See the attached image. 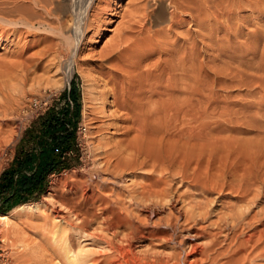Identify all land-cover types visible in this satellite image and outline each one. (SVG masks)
<instances>
[{"label":"rangeland","instance_id":"obj_1","mask_svg":"<svg viewBox=\"0 0 264 264\" xmlns=\"http://www.w3.org/2000/svg\"><path fill=\"white\" fill-rule=\"evenodd\" d=\"M2 2L0 8L9 5L7 0ZM111 3L112 0H93L95 9L91 8L84 23V36L69 80L65 70L67 30L71 26L68 14L61 17L63 34L56 31L57 20L46 17L50 28H56L51 30L45 26L44 29L37 25L25 34L26 38L18 40L8 35L0 41V175L14 160L26 129L50 109L54 108L61 117L66 111L68 126L74 132L75 148V158L68 163L70 168L51 175L40 198L22 205L42 201L51 192L55 205H48L49 209L41 213L50 219L49 225L41 220V214L32 211L29 212L31 216L21 215L12 219L10 224L0 226V264H67L59 247L63 243L60 237L69 239V250L75 253L84 251L82 255L87 256L86 264H111L119 258L113 247L123 246L120 239L127 230L106 228V215L100 211L106 205L100 202V198L105 199L108 206L120 210L124 221L132 225L130 251L135 255L150 256L172 249L179 251L180 245L187 241L207 245L214 237L217 251L231 253L239 246L249 253L253 245H261L259 241L264 239V13H256L243 23V29L249 26L258 29L255 45L246 42L248 44L240 46L248 51L239 55L243 66L237 67L236 60L231 59L230 54L235 53L232 48L222 43L209 45L204 59L205 71L200 75L193 73L191 78L188 75L191 73L184 74L185 77L175 70L174 94L166 91L160 101L163 112L158 118H147L150 120L145 125L150 127L144 126L147 127L145 132L150 136L156 130V137L150 138L157 143L161 161L167 160L174 146V176L164 175L172 201H162L155 208L148 202L143 206L133 199L134 192L142 184H149L154 181L153 177L157 178L151 163L127 171L123 177L103 169L102 161L108 153L114 152L122 131L115 130L114 121L103 119L100 113H91L90 105L96 99L94 104L100 108L99 97L105 93L93 80L97 77L106 81L117 75L112 66L117 55L113 46L120 44V50L123 49L122 65L131 60H147L148 63L157 61L160 71L165 67L169 54L164 43L155 52L150 47L159 37L153 32L158 31L164 39L170 23L166 19L156 27L149 25L145 16L153 9L154 0H120L117 8L108 11ZM246 13L241 15L248 16ZM41 19L39 17L36 21ZM237 19L233 23H240ZM98 29L103 35L95 43L94 33ZM21 55L31 57L25 80L4 76V64ZM235 55L233 57H238ZM137 73L136 68H130L115 85H107L106 90L115 92L112 102L119 96L122 82L130 78L135 80ZM85 79L87 82L92 80V83L84 82ZM151 80L142 76L133 85L146 87ZM72 83L77 89L74 97L78 98V109L74 106V97L69 95ZM161 83L160 86L166 88V83ZM84 91L89 97L85 103ZM34 102L38 103L36 108ZM113 109L111 106L110 111ZM84 112L88 113L86 118ZM191 210L194 219L184 222ZM60 217L66 224L79 226V236L71 230L53 238L55 229L52 230L54 227L51 226L59 223ZM225 233L228 239L221 243ZM258 257L242 263L264 264V256Z\"/></svg>","mask_w":264,"mask_h":264},{"label":"bare ground","instance_id":"obj_2","mask_svg":"<svg viewBox=\"0 0 264 264\" xmlns=\"http://www.w3.org/2000/svg\"><path fill=\"white\" fill-rule=\"evenodd\" d=\"M2 1L0 2V5H3ZM7 1H8L7 4L9 5L7 7L3 6L5 8H0V41L2 40L3 37L5 36L8 37V35L18 40H21L22 38H26L25 34H27L30 30L36 28L37 25L39 28L44 27L45 29V26H47L46 29H48V27L50 28L49 23L46 22L47 19L46 17H52L51 21L57 20L56 31H58L60 34L61 33L63 34V24H62L63 21L61 17H63L65 14H68V16H70L69 17L70 19L68 20L71 21V26L70 29L68 28L69 30H67L69 41L67 40V47H66L67 51H65L67 53V56H65V68H66L65 70L67 72L66 78L67 80H69L73 73L72 72L74 69L73 65L75 63L79 44H81L80 42L84 36V23L86 22V18L91 8L94 7L93 0H7ZM119 3L120 0H112V3L108 8V11L117 8ZM261 12L264 13V0H165V1L154 0L153 9L150 10L149 13L145 16L149 25H151V27H156L159 24L165 22L166 19L170 23L168 27V31L166 32V34L164 33V39L163 37H161V34L160 35L158 34L159 33L158 31H154V32L152 31L156 36L159 37L158 38L156 37V39H154L155 41L150 47L151 51L155 52L161 47L162 43H164L165 50L169 54L167 56V59L165 60V67L160 71L156 65L157 61H153V63L150 62L148 63L147 60H143V61L131 60L127 64L122 65L120 63V59L123 49L120 50V46H119L120 44L119 45L117 44L118 46H113V48L116 47L114 51L116 52L117 50V55H118V56L117 55L114 56L116 57V61L112 65L113 68L116 70L117 75L115 77H112V79H108L106 81L97 77L95 80H93L95 82L96 87L98 89L102 88V90L105 93H103L101 97H99L101 103L99 104L101 105V107L97 108L95 106L94 104L96 103L95 102L96 99H95L94 102L91 103L90 105V112L93 114L100 113L103 119L105 118L108 119L109 121H114L113 123L115 126V130L122 131L120 135L121 140L119 139L120 140L119 141L117 139L119 142H117L116 147H114L116 149H114V152L110 150L112 154L108 153L105 160L102 161L103 165H105V168L103 167L105 171L109 170L112 174L123 177L128 174L127 171H134L137 169H141L147 163H151L153 172L157 173V178L154 179L153 177L154 181H150L151 183L149 182V184H144V185L142 184L139 187V189H137L134 192L135 197L133 199L141 202L143 206H144V202L145 204L148 202L149 204H151L153 207L156 208V206L162 204V201L165 200L169 202L172 201L169 198V187L167 184L168 180L166 181L167 178H165L164 175L168 173L170 176H174V146H172L171 150L169 149L170 152L168 151L169 153L167 156V160L163 159L164 161H161L160 155H158V151L156 148L157 143L155 139L150 138L151 136L156 135V130L155 132L153 131L155 133L154 135L150 133L149 136V134L145 132V128L147 129V127L144 128V126L149 125V124L145 125V123L148 122L147 120H150L147 118H152V117L158 118V116H160V114L163 112V111L161 112L162 104L160 102L161 98L163 97L162 95H164L166 91L168 92L172 91V93L174 94V74H176L174 73V71L179 70L180 75L191 73V75L188 74L190 77L192 76L193 73L195 74L199 73L200 75L205 71L206 68L204 66V61H205L204 59L206 58L207 47L211 44L217 45L220 43L226 45V47H230L233 50H235L234 51L235 53H231L230 57L232 60H236L235 63H237V67L243 66L242 62L239 61V59H241L239 55L242 53H248V51H245L240 46L242 44H248L246 42L255 43L257 41L256 30H258L257 27L255 28L250 26L248 28L243 29V25H244L243 23L251 19V17L254 14L256 13L259 14ZM245 13L248 16L241 15ZM39 17L43 18V20L41 19V21L39 20L36 21V19H38ZM237 18H239L240 23H233V20H236ZM56 26L53 28L51 27L50 29L53 30L54 28H56ZM186 26L187 28L181 31ZM33 32H31V34ZM51 32L52 31H50V34ZM33 35H35V33ZM102 35H103L102 30L98 29L94 33V42L95 43L98 42V40L102 37ZM240 38L243 39V41H240ZM254 43L253 45H255ZM113 48L111 49V51L112 53H115L113 51ZM246 48H248V46ZM62 53L64 52L62 51ZM235 54L236 55L238 54V57L236 58L233 57V55ZM184 55L186 57H184ZM254 56L256 55L254 54ZM30 58L31 57H24L21 55L19 58H16L14 61H11L10 63L8 62L9 64H4L6 65V68L5 71H3L4 72L3 75L4 76L6 75L11 79L25 80V78L27 77L26 74L28 67H30L28 64ZM188 63L189 65H187ZM248 63H246V65H250V67L252 68L253 67L251 66L252 62L250 64ZM174 64L176 66L175 69H174ZM196 64H198V67H195ZM183 66H188V67L187 68L184 67L186 69L184 70ZM130 68L137 69L138 73L136 75V79L134 80L130 78L122 82L121 92L119 96L116 97L115 100L112 102L111 97L115 96L114 94L115 92L113 89H107L112 92L111 94H109L105 88L110 83L115 85L118 82V78L126 74ZM155 73L158 74L154 75ZM142 76H144V78L146 76L147 79L149 80L150 78L152 79L149 86L147 85L146 87L144 86L138 87L137 85L136 86L133 85V83L138 81V79H140ZM187 79L190 78L187 77ZM84 82H87V79H85ZM90 82L92 83V80ZM90 82L88 81L87 83ZM161 82L166 83V88H162V86H160V84H163ZM85 88L86 87H84V89ZM89 89H87V91ZM145 93H147L148 96L147 95L144 96L143 94ZM88 101H89L88 94L84 91V103ZM111 106L114 107L113 111H110ZM5 114H7V112ZM87 114H88L87 112H84L85 118L87 117ZM169 115L171 116L172 114ZM100 170L102 171V168H100ZM99 200L102 204L106 205L104 208L100 210L102 211L101 214L106 215V217L104 218L106 228L109 230L110 229L118 230L120 228H122L123 230H127V233L123 235L124 238L120 239L121 244H123V246L119 245L115 248L113 247L114 249L113 252H115V254H117L119 258L116 260L114 259L115 261H112L111 264H206V263L243 264L246 260L252 261L253 257L257 258L258 256L260 257L261 255L264 256L263 238H262L263 240L261 239L262 241H259L260 238H258L259 239L258 241L261 243V245L259 244L253 245V249L250 252L248 251L249 253H245L246 251L244 249L243 250L245 252L242 249H239V246L236 247L235 249L233 248V251L230 253V251L229 252L225 250L217 251L218 249L215 250L214 247L217 245L216 244L217 239L215 237L212 240L210 239L207 245L204 243L205 245L201 244V246H199L197 245V243L195 244L194 242L187 241L185 244L179 243V245L181 244L179 251H175V249L174 250L172 249V251L167 253H162V251L161 253L158 254L152 253L153 255L150 253L151 254L150 256L142 255V254L139 255V253L138 255H135L136 253L133 254L130 251V248L132 246L130 242L132 225L127 224L124 221V217H123L124 215L120 210H116L113 207L108 206L105 199L100 198ZM148 203L146 205H148ZM48 205L49 206L55 205V199L53 198L51 192H48L42 201L36 202L33 205L29 204V205L21 206L19 208H14L9 213L5 215H0V226L10 224V222H12V219L20 218L22 217L21 215L26 217L25 215L27 214L29 215V212L32 211L41 214L49 209ZM151 213L152 211L150 212V214ZM41 215L43 216L41 217L42 218L41 220H43L46 226L49 225L48 220L50 219H48L46 216L44 217V214ZM194 217H195L194 212L191 210L187 213L184 222L191 221L192 218L194 219ZM61 219H62L61 221H58L59 223L57 224L54 223V226H51L52 228L54 227L52 230L55 229L53 231L54 233L52 232L53 238H55L56 235H61V236L66 235L71 230L73 234H75V236H79V234H77V232L80 229L79 226H72L70 224H66L64 218ZM186 235L189 236V234ZM186 235L184 236L187 237ZM198 236L200 235L198 234ZM227 239H228V235L225 233L223 235V239L221 240V243L225 242ZM60 240L63 243L62 246L60 245L59 247L60 250L63 251L62 257L64 258V261H66L67 264H86L87 256L82 255L84 251L81 250L80 252L75 253L74 251L69 250L68 238L60 237ZM250 240H247L246 242H249ZM54 241L56 242V240Z\"/></svg>","mask_w":264,"mask_h":264},{"label":"trees","instance_id":"obj_3","mask_svg":"<svg viewBox=\"0 0 264 264\" xmlns=\"http://www.w3.org/2000/svg\"><path fill=\"white\" fill-rule=\"evenodd\" d=\"M69 95L72 97L77 95V89L73 83L71 84ZM73 103L78 109L79 101L77 97H74ZM65 113L66 111H63V116L59 118L54 108L50 109L33 121L30 128L24 132V136H28L33 144L36 141L38 132L39 137L37 140L51 139L53 144L52 151H56L58 157L55 158L53 154V157H48L44 160L47 165L46 170L40 173H33L30 176L23 175L19 178L18 176L33 162V158L28 152L24 151L20 159L15 156L10 167L0 175V214L5 215L23 204L37 201L47 188V175L53 173L52 171L59 173L58 171L62 169L70 168L67 163L65 164V158L61 160L63 153L70 150L72 145H74L73 130L65 129L69 127V121L65 118Z\"/></svg>","mask_w":264,"mask_h":264},{"label":"crops","instance_id":"obj_4","mask_svg":"<svg viewBox=\"0 0 264 264\" xmlns=\"http://www.w3.org/2000/svg\"><path fill=\"white\" fill-rule=\"evenodd\" d=\"M58 117L61 118V116L58 114ZM61 120V119H60ZM66 130H71L70 127L65 128ZM39 137V132L36 135V141L33 144V142H31V139L28 136H23V140L20 142L17 152H16V157L17 159L21 158L23 155V151L24 152H28L31 157L33 158V162L30 163V165L28 166V168H26V170L19 175L18 177L20 178V176H30L33 173H40L43 170H46V163L44 160H46V158H51L54 157L57 158L58 155L56 153V151H52L53 150V144L51 142V139H41V140H37V138ZM74 145H72V147L70 148V150H67L65 153H63V157H61V160H63V158L66 159L65 164L70 163L74 160ZM45 156V157H44ZM59 160V159H58ZM69 165V164H68ZM70 166V165H69ZM65 170V169H62ZM60 170V171H62ZM58 171V172H60ZM53 173L48 174L47 175V182L48 179L51 175L56 174L54 173L55 171H52ZM25 206V205H24Z\"/></svg>","mask_w":264,"mask_h":264},{"label":"built area","instance_id":"obj_5","mask_svg":"<svg viewBox=\"0 0 264 264\" xmlns=\"http://www.w3.org/2000/svg\"><path fill=\"white\" fill-rule=\"evenodd\" d=\"M37 104H38V103L34 102L33 106L36 108V107H37Z\"/></svg>","mask_w":264,"mask_h":264}]
</instances>
